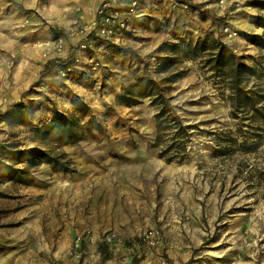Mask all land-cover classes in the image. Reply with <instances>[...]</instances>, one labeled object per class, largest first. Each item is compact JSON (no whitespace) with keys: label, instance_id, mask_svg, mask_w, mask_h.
I'll list each match as a JSON object with an SVG mask.
<instances>
[{"label":"crops","instance_id":"obj_1","mask_svg":"<svg viewBox=\"0 0 264 264\" xmlns=\"http://www.w3.org/2000/svg\"><path fill=\"white\" fill-rule=\"evenodd\" d=\"M101 1L78 0L74 3L67 0L54 23L57 22L66 35L75 8L81 9L83 24H89ZM188 1L202 4L200 8L204 14L195 16L182 11L156 14L152 18L163 21L166 17L170 26L163 30L169 34L165 33L162 37L173 34L175 39L172 42L183 39L194 44L205 33L217 37L224 24L234 25L229 20L231 16L225 15L217 3L210 0ZM42 17L45 19V16ZM256 19L252 18L247 24L246 33H263L262 29L255 27ZM141 21L144 24L148 20ZM219 21L222 22L220 27ZM51 28V22L44 26L35 22L30 33L29 40L37 43V48L30 53L42 56L35 73L12 72L8 80V75H0V101L4 102L3 106L0 104V112L21 102L29 113L26 102L31 104L34 98V105L42 108L38 101L44 97L48 102L44 104L42 114H37V117L41 115L40 119H31L33 126H41L49 123L54 113H63V110L70 113L71 99L78 97L91 111L98 106V115L92 111L98 119L110 107L135 109L144 106L152 115L145 102L133 107L116 106L115 97L121 94V85L107 78L108 71L116 70H111L110 58L98 54V50L106 45L98 44L93 48L95 53L88 51L86 54L101 56L102 68L98 73L92 72L86 65L77 67L73 76L67 79L57 76V73H48L46 65L51 72H55V69H50L53 61L67 57L69 49L80 39L67 37L64 50L57 54L53 47L56 37ZM244 34L239 36L246 42ZM160 43L162 40H158ZM253 49L256 50L255 47ZM9 55L12 54L5 52L0 57L9 58ZM34 83L39 85L37 93L41 95L28 93ZM106 120L103 122L104 132H95L93 137L64 146L71 159V172H56L43 164L28 174L31 185L12 181L0 184V250L16 254L17 264H48L60 259L68 250L73 235L83 229H91L98 235L113 231L127 240H133L142 230L158 228L162 234L160 246L152 250L142 247L139 259H129L124 264H158L159 257H164L171 264H227L221 256H212L206 250L220 242L216 239V232L211 230V224L220 215L215 197L211 194L203 196V199L198 194L193 168L167 163L159 157L160 148L153 145L156 139L155 120L150 121L147 134L134 128L141 127L142 120ZM1 125L2 131H12ZM24 128L27 131L25 134L29 135V128ZM3 135L0 141L8 136L6 132ZM99 250L102 253L100 264H111L108 250L104 247Z\"/></svg>","mask_w":264,"mask_h":264},{"label":"rangeland","instance_id":"obj_2","mask_svg":"<svg viewBox=\"0 0 264 264\" xmlns=\"http://www.w3.org/2000/svg\"><path fill=\"white\" fill-rule=\"evenodd\" d=\"M76 1L78 0H69L74 3ZM252 1L227 0L225 7L219 4V0L209 2L217 3L218 8L225 15L231 16L229 20L234 25L229 24L235 27L240 35L246 34L247 24L259 14L255 8L250 6ZM66 3L67 0H0V56L5 52L12 54L9 58L0 57V75L2 73L8 75V80L12 77V72L19 71L21 74L36 72L42 56H34L30 53L32 49L37 48V43L29 40L35 22H41L43 26L51 22V32L56 38L63 35L66 40L70 37L69 34H63L57 22L54 23L55 18L58 17L57 13L60 12V8L64 9L62 7L66 6ZM190 4L194 6L193 10L197 11L191 15L204 14L200 8L202 4L191 2ZM42 16H45V19ZM233 20L236 21L233 22ZM221 23L219 21L218 27ZM169 27L166 17H163V21L148 18L144 24L136 26L134 28L136 30L125 32L117 43L98 38V44L106 45L98 50V54L102 53L104 57L110 58L111 70H116L108 71L107 78H112L116 84L119 82L121 92L123 88L133 85L146 74L155 76L157 62L153 63L151 58L155 57L157 60L164 56L167 48H163V44L174 43L171 40L175 39V35L162 37L165 33L169 34L168 31H163ZM208 34L210 33H205L202 39ZM216 38L222 41L219 34ZM158 40H162V43L158 44ZM226 44L239 57H244L246 63L249 64L248 56L259 54L257 49L254 50L253 46L241 40L240 36L235 41ZM3 45H6L5 48L1 47ZM93 48L89 50L91 53H95ZM86 54L83 55L84 58L77 67L82 65L89 67L87 59L90 56ZM98 61L102 68L100 55ZM50 67L53 69L52 66ZM183 67L188 69L186 75L170 89H164V93L172 97L174 112L181 118L184 125L198 124V129L191 131V141L187 144V158L177 164L193 168L194 184L198 194L203 199V196L213 194L218 205L220 215L211 224V230L216 232V239L220 242L206 250L212 256H221L227 264H264V177L261 175L264 170V137L261 139L256 137L254 131L245 127L246 121L240 123L239 119H232L229 116V106L224 95L221 96V93L216 90L212 79H206L210 73L198 69V66L191 61H184ZM46 70L51 74L57 73L56 70L51 72L47 65ZM57 76H59L58 73ZM38 86L37 83L30 85L28 93L33 92L32 95L35 96L41 95L42 93H37ZM73 98L79 99L78 97ZM32 100L31 104L26 102L30 111L29 116L32 120H38L41 115L37 117V114H42V110L45 109L44 104L48 102V99L44 97L39 99L41 101L38 102L43 106L42 108L35 106L34 98ZM145 103L148 104L147 101ZM0 104L3 106L4 102L0 101ZM148 107L152 115L147 113L144 106L135 109L110 107L104 111L101 118L107 113L106 121L113 118L142 120L141 127L134 128L147 134L150 121L154 120V110L149 104ZM63 111L66 113L65 110ZM92 111L98 115V106H94ZM2 124L1 126L6 125ZM240 124L244 131L249 130L251 133L247 140L238 129ZM7 130L0 129V140L4 138L2 133L6 132L9 144L29 148L37 146L30 141L32 140L31 133L25 134L27 131L24 127L17 126L12 128V131ZM212 131L215 136H207L206 132ZM87 138L90 137L86 136ZM218 140H220V145L217 143ZM244 147L248 148L247 153H244ZM216 150H224L225 155L215 156L214 151ZM18 261L16 254L8 253L4 249L0 250V264H17Z\"/></svg>","mask_w":264,"mask_h":264},{"label":"trees","instance_id":"obj_3","mask_svg":"<svg viewBox=\"0 0 264 264\" xmlns=\"http://www.w3.org/2000/svg\"><path fill=\"white\" fill-rule=\"evenodd\" d=\"M250 6L259 13L255 27L263 30L262 34H244L246 42L259 52L258 56H248L250 64L213 34L194 44L178 39L174 43L163 44L167 53L157 59L155 76L146 74L140 77L115 97L116 106L133 107L147 101L153 108L156 128L153 145L160 148L159 157L167 163H181L187 158L191 131L198 129V124H183L174 112L172 97L164 93V89H170L186 75L188 69L183 67L184 61H191L198 69L210 73L206 79H212L216 90L224 95L229 116L239 119L240 123L246 121L245 127L254 131L256 137H264V0H253ZM71 104L70 113H54L50 122L41 126L32 125L29 113L21 102L0 112V123H5L10 129L28 127L32 142L37 145L36 148L19 149V146L9 144L7 139L0 141V184L12 181L31 185L28 174L43 164L56 172L72 171L71 159L64 146L77 144L86 136L93 137L95 132H104L103 122L107 113L99 120L81 100L73 98ZM242 127L240 124L238 129L247 140L251 133ZM206 134L215 136L213 131ZM217 143L220 145V140ZM247 149L244 147V153ZM214 154L222 157L225 152L216 150ZM261 175L264 177V170Z\"/></svg>","mask_w":264,"mask_h":264},{"label":"built area","instance_id":"obj_4","mask_svg":"<svg viewBox=\"0 0 264 264\" xmlns=\"http://www.w3.org/2000/svg\"><path fill=\"white\" fill-rule=\"evenodd\" d=\"M225 1L227 0H219V4L225 7ZM193 8L188 0H102L95 8L92 21L89 24H83L81 9L75 8L70 18L67 34L80 39L75 46L69 49V54L64 60L53 61L52 68L61 77L73 76L77 66L84 58L83 55L91 48L98 47V38L103 41H119L125 32L134 30L143 19L148 20L160 13L162 15L164 11L197 13ZM219 36L223 42L229 43L239 37V32L227 23L220 28ZM65 46L66 40L63 35L55 38L54 49L56 52H62ZM151 60L153 63L157 62L155 57H152ZM87 61L89 69L98 73L100 69L98 56H90ZM94 88L97 89V86ZM161 241L162 234L158 228L142 230L133 240H127L113 231L98 235L91 229H83L73 235L66 253L60 259L52 260L48 264H100L102 259L100 247L108 250L112 257L111 264H124L129 259H139L142 247L152 250L159 247ZM158 264L171 263L164 257H159Z\"/></svg>","mask_w":264,"mask_h":264}]
</instances>
